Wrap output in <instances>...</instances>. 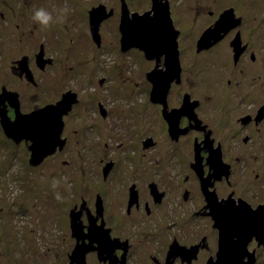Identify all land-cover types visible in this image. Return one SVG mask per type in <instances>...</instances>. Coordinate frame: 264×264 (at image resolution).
I'll return each mask as SVG.
<instances>
[{"label": "flooded vegetation", "instance_id": "obj_1", "mask_svg": "<svg viewBox=\"0 0 264 264\" xmlns=\"http://www.w3.org/2000/svg\"><path fill=\"white\" fill-rule=\"evenodd\" d=\"M81 1L0 0L3 43L6 34L18 35L29 48L9 62L10 77L19 88L3 83L0 93L16 92L22 114L47 105L60 114L63 141L35 166L51 158L62 165L76 164L82 172L71 177L72 188L57 213L54 226L62 233L59 238L51 234L48 241L49 264H208L221 253L222 239L229 245L240 242L243 248L245 239L227 230V214L257 210L264 220V13L259 9L264 0H241L249 3L243 10L232 3L197 9L206 18L189 34L182 29L183 5L178 10L167 0L171 26L165 32L171 40L150 56L136 47L122 49L120 22L123 11L129 17L150 11L152 0L142 10L132 7L131 0H117L112 6ZM65 5L69 12L57 21ZM98 6L111 14L96 25V40L90 12ZM39 8L53 14L48 29L31 18ZM226 11L227 18L221 20ZM109 27L120 54L143 57V100L136 109L132 99V106L125 103L118 113L121 141L115 146L91 137V123L72 129L77 141L86 136L91 142L81 158H59L70 142V116L80 112L91 121L110 116L103 95L87 101L83 93L85 86L103 88L107 78L67 86L28 110L21 102L22 86L45 91L39 87L47 84L48 75L55 85L58 73L67 76L73 68L83 78L93 61L86 54L103 49L104 29ZM64 33L60 49L39 40ZM205 33L207 41L201 40ZM70 54H79L80 60L68 63ZM5 105L9 119H14V108L7 100ZM15 144L29 150L31 140ZM241 254L242 261L250 256L257 264L264 241L250 237Z\"/></svg>", "mask_w": 264, "mask_h": 264}, {"label": "rangeland", "instance_id": "obj_2", "mask_svg": "<svg viewBox=\"0 0 264 264\" xmlns=\"http://www.w3.org/2000/svg\"><path fill=\"white\" fill-rule=\"evenodd\" d=\"M149 1L131 0L132 7L138 10L146 8ZM81 2L87 6L98 3L112 6L117 0H82ZM171 3L178 10L183 5L182 29L184 34L194 31L196 26L206 18L203 14L198 15L197 9L200 12L201 9L222 8L227 3H232L237 9L243 10L245 5L249 4L246 2L244 4L241 0H171ZM247 8L249 9L250 6ZM259 9L264 13V6H259ZM10 35L6 34L7 42L5 43L3 40L6 38L3 39L0 36V87L4 83L6 88L18 89L19 82L10 77L9 62L10 59L18 57L20 52L29 53V48L24 42L19 41L18 35L15 38ZM43 37L40 36L39 40H43L47 44L54 42L52 49L54 47L60 49L65 42V33L60 34L58 38L56 36L53 38ZM188 42L189 39H186L185 45H188ZM116 46L117 42L111 27L109 30L105 28L103 49L86 54L87 58H93V61L88 65V70L83 78L73 68L67 70V76L58 73L55 85L52 77L48 75L46 77L47 84L44 83L39 87L45 91L40 92L35 89L34 92L33 88L29 90L22 86L21 102L23 108L28 110L41 102H47L53 97L52 94L56 93L55 91L58 92L67 86H78L79 82L88 78L95 81L98 77L105 76L107 78L103 88L97 84L85 86L83 93L88 96L86 97L87 101H90L92 95H94L93 100L96 98L99 100L103 95V106L111 113L110 116L99 121H91L90 117L86 120L80 112H75L70 116L69 124L73 127L66 130L68 133L71 131L70 142L66 151L59 158L70 157L74 160L81 158L80 153L91 142L86 136H80L84 139L80 140L79 138L77 141L78 135L73 134L72 129L91 123L94 125L89 129L91 137L94 136L101 142H107L108 147L115 146L121 141L118 139V128H116L121 123L118 113L122 114L121 109L124 108L125 103H130L132 106V99L137 101L136 109L140 107V101L142 102L144 96L143 71L145 63L143 57L134 52L130 55L120 54L116 50ZM61 57L65 62L63 55ZM77 60H80L79 54H70L68 57V63ZM93 68H97V71ZM109 89L113 90V93H109ZM37 95L39 97H36ZM138 121L140 122L139 117ZM112 122L114 126L110 125ZM109 131H113V133ZM122 141L127 142L128 140ZM29 159L30 152L26 146L12 142V139L5 136L0 125V264H24V262L25 264H49L50 252L46 249L50 246L48 241L53 237L51 234L59 238L62 233L54 226V223L57 222V213L64 208L65 198L72 188V184L69 182L71 177L82 174L81 167L76 164L62 165L57 160L48 158L38 166H31L28 162ZM54 182H58V186L55 188L53 187ZM57 194L61 199L56 198ZM32 247L36 249V254ZM31 254L34 257L30 256ZM43 254H46L45 258ZM257 264H264V255H261Z\"/></svg>", "mask_w": 264, "mask_h": 264}, {"label": "water", "instance_id": "obj_3", "mask_svg": "<svg viewBox=\"0 0 264 264\" xmlns=\"http://www.w3.org/2000/svg\"><path fill=\"white\" fill-rule=\"evenodd\" d=\"M228 12L221 15L220 19L225 21ZM110 14L111 12H105L103 6H98L90 12L91 24H93L91 31L94 39L98 38L96 37L98 35L96 25ZM126 15L127 13L123 11L120 22L122 49L136 47L143 51L145 56L157 55L158 51H161L159 48L166 46L168 41L170 42L171 39L168 40V36L166 38L165 32L171 26L167 0H152L150 11L142 14L130 13V17ZM204 39L206 41L209 39L208 33H205L201 40L204 41ZM6 100L14 108V119H9L7 115ZM55 110L54 106L47 105L30 113L22 114L18 108L16 92H8L3 89L0 93V125L3 133L15 143L22 139L31 140L28 147L30 165L39 164L45 156L53 153L54 147L60 139L63 125L60 114H57ZM60 140L63 141V139ZM261 217L257 210L240 213L229 212L227 214V230L232 235L238 233L241 240L245 239L243 248L239 246L240 242H233L229 245L227 244L229 242L225 243L222 239L220 242L221 253L215 261L208 264H253L254 259L250 256L247 261H242L241 253L246 251V244L250 237L254 236L258 241H264V220ZM231 248L233 251L230 250Z\"/></svg>", "mask_w": 264, "mask_h": 264}, {"label": "clouds", "instance_id": "obj_4", "mask_svg": "<svg viewBox=\"0 0 264 264\" xmlns=\"http://www.w3.org/2000/svg\"><path fill=\"white\" fill-rule=\"evenodd\" d=\"M68 12H69V8L67 5H65L64 8L58 11L56 20L62 22L66 18ZM31 18L36 24L42 26L44 29H48L50 25L54 23L53 14L51 12L46 11L44 8H39L34 10ZM57 186H58V182H54L53 187L55 188ZM56 198L58 200L61 199L59 194H57Z\"/></svg>", "mask_w": 264, "mask_h": 264}]
</instances>
